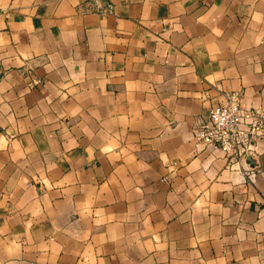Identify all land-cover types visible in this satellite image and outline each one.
I'll list each match as a JSON object with an SVG mask.
<instances>
[{"label":"crops","instance_id":"0c3cea01","mask_svg":"<svg viewBox=\"0 0 264 264\" xmlns=\"http://www.w3.org/2000/svg\"><path fill=\"white\" fill-rule=\"evenodd\" d=\"M232 90L264 0H0V264H264V145L192 141Z\"/></svg>","mask_w":264,"mask_h":264},{"label":"built area","instance_id":"2783aa9c","mask_svg":"<svg viewBox=\"0 0 264 264\" xmlns=\"http://www.w3.org/2000/svg\"><path fill=\"white\" fill-rule=\"evenodd\" d=\"M191 132L194 144L218 148L230 161L245 163L247 155L255 159L264 145V107L243 106L239 91L225 92L223 101L210 107L207 119L198 121Z\"/></svg>","mask_w":264,"mask_h":264},{"label":"water","instance_id":"95a60500","mask_svg":"<svg viewBox=\"0 0 264 264\" xmlns=\"http://www.w3.org/2000/svg\"><path fill=\"white\" fill-rule=\"evenodd\" d=\"M245 162H246L247 164H249V165H253V164L255 163V160H254V158H252V157H250L249 155H247V156L245 157Z\"/></svg>","mask_w":264,"mask_h":264}]
</instances>
